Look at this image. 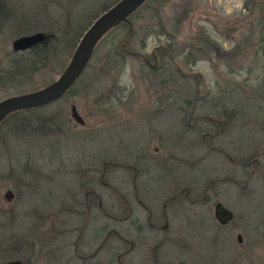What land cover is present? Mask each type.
<instances>
[{
	"label": "rangeland",
	"instance_id": "1",
	"mask_svg": "<svg viewBox=\"0 0 264 264\" xmlns=\"http://www.w3.org/2000/svg\"><path fill=\"white\" fill-rule=\"evenodd\" d=\"M111 1L4 0L0 99L50 82L72 52L58 48L46 66L14 74L12 64L19 52L12 51V39L58 31L65 21L76 31L83 29ZM129 22L134 34L126 49L146 57L150 64L151 50H166L164 55L156 54L155 68L119 52L127 30L110 33L101 39L72 89L31 113V119L49 124L47 136L38 131L41 127L18 128L16 119L0 126V261L12 255L39 260L41 252L55 242L49 223H62V230L71 226L73 200L82 194L77 182L86 176L96 179L92 185L103 197V205L109 200L119 205L115 192L97 182L104 161L136 166L137 195L154 210L160 197L184 183L198 189L203 180L229 175L233 164L217 151L196 146L191 131L185 130L189 108L193 109L190 121L196 114L216 117L222 109H235L227 132L214 140L234 158L246 153L254 141L264 143V0H149ZM167 102H172L170 108ZM69 104L75 106L83 126L69 117ZM205 124L197 123L198 134ZM260 163L263 174L258 176L263 179L264 155ZM130 171L107 164L102 180L119 188L117 174L128 176ZM154 172L163 178L146 181L144 174ZM217 185L218 200L229 206L232 221L242 232L252 221H264L259 216L264 186L236 196L233 184ZM5 189L13 193L9 201L2 198ZM128 199L136 205L130 192ZM167 211L172 218L168 237L174 257L185 254L195 264H264V239L245 236L237 245L235 230L229 236L215 225L211 207L205 211L176 200ZM98 234L92 233L93 245ZM43 238L50 244L38 243ZM142 250L136 264H151L145 245ZM55 262L51 255L42 264Z\"/></svg>",
	"mask_w": 264,
	"mask_h": 264
},
{
	"label": "flooded vegetation",
	"instance_id": "2",
	"mask_svg": "<svg viewBox=\"0 0 264 264\" xmlns=\"http://www.w3.org/2000/svg\"><path fill=\"white\" fill-rule=\"evenodd\" d=\"M123 51L129 55L127 51L130 50L125 48ZM150 56L153 59L152 64L149 63L146 57L138 53L134 57L140 58L145 65L155 68V49L151 50ZM171 104L172 102H167L168 108H170ZM166 111L168 113L170 109ZM192 112L193 109L189 108L185 121V130L191 131L189 133H191L196 146L201 147L203 145L210 150L217 151L219 154L223 155L229 163L233 164L234 167L229 175L208 179L207 181L203 180L198 189L184 183L183 186H179L160 197L158 201L159 208L154 210L137 195L139 173L137 172L136 166L127 163L115 164L113 162L104 161L102 162V170L99 173L97 182L99 185L110 187L113 192H115L120 203L119 205L114 204V201L111 200H109L106 205H103V197L92 185L93 181L96 179L93 178V175L86 176L77 182L78 186L82 189H80L82 194L80 196L81 198H74L73 200L72 214L74 220L69 223L71 226H68L69 229L65 227L66 229L62 230L60 226L62 223L57 224L55 222L54 224V221L49 223L54 229V233H52L55 242L50 244L44 238L41 240L43 242L38 241V243L50 244L41 252L40 259L35 260L28 256L22 257L12 255L9 258L3 259L0 263L16 260L23 264H42L48 257L53 255L56 259L55 264H96L98 262L103 264H136V259L139 260L142 258V256L140 254L137 255V253L141 251L143 253L142 249L143 245H145L146 254H149L148 260L151 264H195V262L186 259L188 257H185V254L180 258L172 255V241H169L172 238L168 237L170 236L169 234H172L170 232V221L172 218L167 211V206L170 202L176 200L182 201L187 207H201L204 208L205 211L208 206L211 207L215 225L226 230L229 236L233 230H235L234 242L237 245L241 243L245 236L256 240L261 239L262 242L264 237L260 238L255 235L264 236V221H252L253 225H251L246 232H242L239 229L237 221H232L234 217L232 210L226 203H223L222 200H218L219 186L217 184L221 182L233 184L238 189L236 196L253 193L257 187L260 188L264 186V178L262 179V177L258 176V174H263V167L260 160L262 161L264 155V143H260L261 141H254V144H251L247 148L246 153L244 152L242 155H238V158H234L223 149L221 144L220 146L214 145V140L220 138L227 132V128L231 125L233 118L236 117L235 109L233 108L232 111L230 109H222L216 117H212L207 113L196 114L190 121ZM199 121H203L206 124L199 127L201 129L198 134L196 129H198L197 123ZM215 126H218V129L213 131ZM233 137L235 140V136ZM156 149L155 146L152 147V150L155 151ZM244 155H246V157ZM243 156L245 157L244 159ZM107 164L112 166L119 165L126 170H131L128 176H125L123 173L121 175L117 174L118 179L121 181L119 188L114 186L111 187L102 180L104 168ZM144 175L147 178L145 179L146 181H152L154 179L160 181L164 176L162 173L159 174L157 172H154L152 176L146 173ZM127 191L132 193V198L136 205L131 204L128 199ZM217 203H220L231 212V218L225 223H219L214 218L213 210ZM260 205L262 207L260 206L259 216L260 218H264V200L261 201ZM93 209L96 210L94 211ZM94 219L97 222H93ZM94 223H96L95 229L93 228L95 226ZM90 224H93V226L91 227ZM94 232H98L99 234L93 245V238L91 239V236ZM63 233H69V235L62 236ZM80 239L85 241L83 245L80 244ZM14 240L15 239L12 241ZM12 241L11 243H13ZM15 241L18 243V246L22 244L20 239L16 238ZM98 255H101L102 259H99ZM172 259H175L176 262Z\"/></svg>",
	"mask_w": 264,
	"mask_h": 264
},
{
	"label": "water",
	"instance_id": "3",
	"mask_svg": "<svg viewBox=\"0 0 264 264\" xmlns=\"http://www.w3.org/2000/svg\"><path fill=\"white\" fill-rule=\"evenodd\" d=\"M144 1L145 0H116L100 12L82 31L65 66L53 80L37 89L16 93L0 99V122L10 113L42 107L62 97L85 68L97 42L109 30L118 22L123 21L128 25L125 36L130 32L131 24L127 16L136 10ZM125 36L120 44L122 50H125ZM44 37L45 35L42 32L20 35L11 40L10 46L11 49L15 51L25 50L41 42ZM127 53L132 56L137 55V53L132 51H127ZM68 114L75 124H84L83 119L78 114L73 104H69ZM2 198L9 201L12 198L11 191L5 189ZM213 214L214 218L219 223H225L231 218V212L220 203L215 205ZM0 264L23 263L13 260L1 262Z\"/></svg>",
	"mask_w": 264,
	"mask_h": 264
},
{
	"label": "trees",
	"instance_id": "4",
	"mask_svg": "<svg viewBox=\"0 0 264 264\" xmlns=\"http://www.w3.org/2000/svg\"><path fill=\"white\" fill-rule=\"evenodd\" d=\"M115 1L116 0L111 1L108 4H104L101 7V9L99 11H97L96 14L92 17V19L95 18L100 12H102L104 9H106L108 6H110ZM148 1L149 0H145L136 10H134L132 13H130L127 16V19L129 20L130 18L135 16L139 12V10ZM5 11H7V10H6L5 4H4V0H0V25L5 20L4 16L7 14ZM85 28H86V26L83 29L76 31L75 27L71 28L69 26L68 22L65 21L64 24L60 27V29L58 31L55 30V31L46 32L44 34L45 35L44 39L41 42H38L37 44H35L34 46H32L28 49H25V50H19V51L12 50L13 52H19L18 56L15 58V60L12 64L13 66H15L13 73L14 74H20V73H23L25 71H32V70H35L36 68L46 66L48 64V62L50 61V59L55 54H57L58 48L59 49L60 48L61 49L68 48L70 50L73 49L78 37L80 36V34L82 33V31ZM127 28H128L127 23L120 21L111 30H109L103 37H105L106 35H108L110 33H114V32H120V33L122 32L123 33V31H126ZM132 34H134V28L131 27L130 32L126 36L124 34L125 43L127 41H129ZM101 39L95 45V47L92 51L91 57H92L93 52L95 51L96 47L99 45ZM118 50L122 55H126V56L133 57V58H138V57L127 55L122 49H118ZM130 51H132V50H130ZM165 52H166V50L163 47H160L157 49L155 48V53L157 54L158 57L166 54ZM91 57L89 58V61L85 66V69L89 65ZM138 59H140V58H138ZM191 61H194V60L192 59ZM142 65L144 66L145 64L142 63ZM74 83H73V85H74ZM73 85L66 91V93H68L72 89ZM49 104H51V103H49ZM49 104H47V105H49ZM47 105H45V106H47ZM45 106L38 107V108H31V109H27V110H20V111L10 113L0 122V126L2 124H4L7 120L16 119V123H17L18 128L25 127V128L33 129L34 127H41L38 131L41 133V135L47 136V134H49V129H48L49 124H47V122H45L43 120L36 122V120L31 119L32 118L31 113L35 112L36 110L42 109ZM34 123H36V126H34ZM42 125H44L45 127Z\"/></svg>",
	"mask_w": 264,
	"mask_h": 264
}]
</instances>
